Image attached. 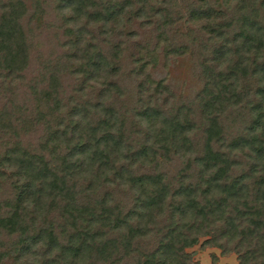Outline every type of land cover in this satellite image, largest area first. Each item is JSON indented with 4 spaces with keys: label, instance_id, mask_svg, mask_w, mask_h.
Wrapping results in <instances>:
<instances>
[{
    "label": "trees",
    "instance_id": "obj_1",
    "mask_svg": "<svg viewBox=\"0 0 264 264\" xmlns=\"http://www.w3.org/2000/svg\"><path fill=\"white\" fill-rule=\"evenodd\" d=\"M218 8L0 0V264H264V0ZM153 30L188 101L143 76Z\"/></svg>",
    "mask_w": 264,
    "mask_h": 264
},
{
    "label": "rangeland",
    "instance_id": "obj_2",
    "mask_svg": "<svg viewBox=\"0 0 264 264\" xmlns=\"http://www.w3.org/2000/svg\"><path fill=\"white\" fill-rule=\"evenodd\" d=\"M222 1L223 0H204L209 6H212L214 11H219L218 7L221 5ZM176 2L180 5L178 1ZM182 6L185 8V3L180 5L181 14L184 15ZM188 30L192 31L193 36H197V27L189 25ZM156 36L157 32L153 30L150 38H143L145 43L149 42L147 51L150 52L149 57L146 58V62L149 64L145 69V74L143 76L151 74V79L155 81L164 79V84L170 87L172 94L182 96L183 99L188 101L193 97L194 93L200 86L191 70V65L193 63L192 61H189V58L192 56L190 51L191 48L189 47L186 49L181 45L180 48L176 49L178 50L177 53L171 52L172 49L171 47H168V42L163 38L157 40ZM151 38L152 41L149 40ZM34 43L36 44V42ZM128 54L130 55V51L126 53V55ZM40 57L41 62L48 59L47 54H44V51ZM32 61H34L33 57ZM127 61H129V59ZM33 68H38V64L35 63ZM34 76L36 75L33 72H28L25 76V81L27 83L30 82ZM24 89L25 86H19L17 96H19V93ZM208 240L209 237H201L195 245L185 250V252L191 255L193 262H197L198 264H239L238 255L233 252L227 255H222L221 250L213 246Z\"/></svg>",
    "mask_w": 264,
    "mask_h": 264
}]
</instances>
